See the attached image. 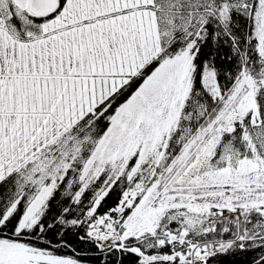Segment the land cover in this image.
<instances>
[{"label": "snow or ice", "instance_id": "1", "mask_svg": "<svg viewBox=\"0 0 264 264\" xmlns=\"http://www.w3.org/2000/svg\"><path fill=\"white\" fill-rule=\"evenodd\" d=\"M0 264H264V0H0Z\"/></svg>", "mask_w": 264, "mask_h": 264}]
</instances>
